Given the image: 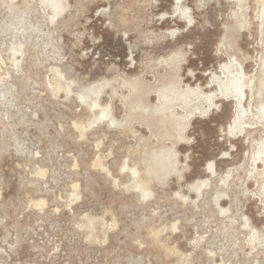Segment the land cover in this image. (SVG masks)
<instances>
[{"label": "rangeland", "instance_id": "1", "mask_svg": "<svg viewBox=\"0 0 264 264\" xmlns=\"http://www.w3.org/2000/svg\"><path fill=\"white\" fill-rule=\"evenodd\" d=\"M263 83L264 0H0V264H264Z\"/></svg>", "mask_w": 264, "mask_h": 264}, {"label": "bare ground", "instance_id": "2", "mask_svg": "<svg viewBox=\"0 0 264 264\" xmlns=\"http://www.w3.org/2000/svg\"><path fill=\"white\" fill-rule=\"evenodd\" d=\"M62 7V6H61ZM60 7V9H62ZM56 12V11H55ZM236 59V58H235ZM234 62V61H233ZM238 62V61H237ZM238 65V64H237ZM226 66V65H225ZM230 66H233L232 65V63L230 64ZM242 67V66H241ZM230 68V67H229ZM240 67H238V69H239ZM226 69V68H225ZM241 69V71L240 72H238L237 74H233L234 75V77L232 76V75H230V76H232L233 78L230 80V84L234 87V90H231L232 92L230 93V94H232L233 95V98H236L237 100H238V105H239V107H243L242 106V103H243V100H245V98H246V96L248 95L247 93H246V90H245V88H247V86H248V84H247V82L245 81V77H246V71L244 72V70H243V68H240ZM236 70V69H235ZM224 71H226V70H224ZM227 73V72H226ZM232 73V72H231ZM236 73V72H235ZM229 74V73H228ZM229 76V75H228ZM249 76V75H248ZM251 77H253V76H251ZM250 78V77H249ZM225 79V78H224ZM260 80H261V78H260ZM263 80V79H262ZM218 81H219V79H218ZM253 81L254 80H250L249 81V84L250 85H252L253 84ZM220 82V81H219ZM218 82V83H219ZM256 83H257V81H256ZM261 83V82H260ZM225 84H227V83H225ZM229 84V85H230ZM258 84H259V82H258ZM264 84V83H263ZM219 85V84H218ZM224 85V84H223ZM221 86V85H220ZM227 86H228V84H227ZM258 86V85H257ZM256 86V87H257ZM229 87V86H228ZM248 87H250V86H248ZM259 87V86H258ZM262 87V84H261V86H260V88ZM230 88V87H229ZM224 89V88H223ZM249 89V88H248ZM247 89V90H248ZM254 89V88H253ZM263 89V88H262ZM261 89V90H262ZM256 90V89H255ZM264 90V89H263ZM262 90V91H263ZM224 91V90H223ZM227 91H229V90H227ZM227 91H225L226 93H227ZM254 91V90H253ZM261 91V92H262ZM254 93V92H253ZM257 93V92H256ZM260 93V92H259ZM185 94H194V95H196V96H198V97H202V99L207 103V106L206 107H204V106H202L203 108H197V109H195L196 111H199V112H201V113H206L207 111H210V109H212V108H214V106L216 107V99H217V97L219 96V95H217V94H212V95H206V94H204L202 91H200V88H198L197 90H191V89H188L187 91H185ZM220 94V93H219ZM251 94V93H250ZM259 95V94H258ZM258 95H256V96H258ZM223 96H224V93H223ZM254 96V95H253ZM262 96V95H261ZM259 97V96H258ZM226 98H227V94H226ZM231 98V97H230ZM260 98V97H259ZM221 99V98H220ZM224 99V98H223ZM229 99V98H228ZM232 99V98H231ZM255 99V98H254ZM247 100V99H246ZM236 101V100H235ZM253 101V100H252ZM245 102V101H244ZM259 103V102H258ZM253 104V103H252ZM260 107V106H259ZM240 110V109H239ZM244 110H246V108L244 109ZM258 110V109H257ZM261 110L264 112V103H262L261 102ZM244 112V111H243ZM252 112V111H251ZM238 114V113H237ZM261 118L262 119H264V114L263 115H261ZM249 124V123H248ZM248 126V125H247ZM247 126H245V124H244V122H243V124H242V127L244 128H246ZM248 128H249V126H248ZM250 128H253V127H250ZM247 130H249V129H247ZM240 132V131H239ZM261 148V147H260ZM264 149V148H263ZM258 155V158H256L257 160H261V162H263V165H264V151H262V150H260L259 151V153L257 154ZM255 160V159H254ZM254 163H256V161H254ZM260 164V163H259ZM258 166V165H257ZM258 168V167H257ZM257 168H255V169H257ZM199 185V184H198ZM196 186V185H195ZM203 186V185H202ZM201 186V187H202ZM207 186V185H206ZM201 187H199V186H196V188H197V190L199 191V190H201L200 188ZM194 188V187H193ZM195 188V189H196Z\"/></svg>", "mask_w": 264, "mask_h": 264}]
</instances>
